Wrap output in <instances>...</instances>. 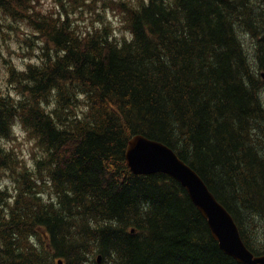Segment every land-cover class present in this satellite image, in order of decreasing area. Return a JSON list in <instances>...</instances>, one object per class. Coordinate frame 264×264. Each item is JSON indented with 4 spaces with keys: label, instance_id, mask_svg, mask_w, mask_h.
Returning <instances> with one entry per match:
<instances>
[{
    "label": "trees",
    "instance_id": "16d2710c",
    "mask_svg": "<svg viewBox=\"0 0 264 264\" xmlns=\"http://www.w3.org/2000/svg\"><path fill=\"white\" fill-rule=\"evenodd\" d=\"M70 1L69 14L63 3L40 14L33 0H0L45 38L43 70L12 74L35 86H21L18 110L0 101V133L19 114L46 153L34 172L0 157L16 186L0 191V264H238L179 183L130 173L135 135L195 170L264 253V0H140L139 12L122 1L135 39L120 48L108 27L78 23L98 0ZM41 100L56 106L45 114Z\"/></svg>",
    "mask_w": 264,
    "mask_h": 264
},
{
    "label": "clouds",
    "instance_id": "9594fccd",
    "mask_svg": "<svg viewBox=\"0 0 264 264\" xmlns=\"http://www.w3.org/2000/svg\"><path fill=\"white\" fill-rule=\"evenodd\" d=\"M147 5L148 0H143ZM128 6L136 11H141L138 0H126ZM98 14L103 16V21H96L93 25L95 30L102 31L105 27L110 29L107 39L115 42L116 47L120 48L124 43L131 44L135 39V34L126 27V21L122 18L124 13L111 9H98ZM31 41V46L27 43ZM45 38L40 31L35 28L27 19L14 17L3 9H0V101L11 102L14 110L19 109V105L25 100L26 94H21V86L28 88L35 86V81L22 79L17 83L12 78V74L27 76L30 68L43 70ZM63 57L65 51L58 53ZM51 95H55L56 89L49 90ZM77 98L83 100L84 96L78 94ZM55 103L49 102L47 105L41 100L39 108L49 113L55 108ZM87 108L78 107L77 118L80 112H86ZM11 154L20 164L18 172L27 170L34 172L37 162L46 157L40 145V136L34 134V129L24 122L19 115H13L10 122L6 125V134L0 133V157ZM15 183L10 178V173L5 168H0V191L5 189L14 197ZM11 202V201H9ZM113 255H115L113 253Z\"/></svg>",
    "mask_w": 264,
    "mask_h": 264
},
{
    "label": "water",
    "instance_id": "95a60500",
    "mask_svg": "<svg viewBox=\"0 0 264 264\" xmlns=\"http://www.w3.org/2000/svg\"><path fill=\"white\" fill-rule=\"evenodd\" d=\"M124 158L133 175L163 174L179 183L225 255L238 264H264V254L254 255L247 248L230 212L216 199L198 173L172 149L143 135H135L127 142ZM97 261H100V256ZM58 264H62L61 261Z\"/></svg>",
    "mask_w": 264,
    "mask_h": 264
},
{
    "label": "rangeland",
    "instance_id": "374dc122",
    "mask_svg": "<svg viewBox=\"0 0 264 264\" xmlns=\"http://www.w3.org/2000/svg\"><path fill=\"white\" fill-rule=\"evenodd\" d=\"M72 1H76V0H72ZM122 1L125 2L126 0H98L95 4L88 2L87 4H85L83 8H81L82 14L79 15L77 18L78 23L83 28V30H85V28H88L92 25L90 24L91 21L94 23L96 21H103V16L98 14V9L100 12H102L104 9H111L120 12L118 7L120 6L119 3ZM61 3L64 4V9L68 14L72 12L74 7H73V3L70 0H33L32 2V4H34L35 6L36 12L40 14L61 13L62 12ZM74 11H78V10H74ZM70 17L72 20L74 19V15H71ZM244 40L247 41L248 44L250 43L249 37H247ZM27 43L29 44V42ZM247 234L250 241H252V244L257 248H261L258 247V244H256L253 241L254 240L253 235L249 232H247Z\"/></svg>",
    "mask_w": 264,
    "mask_h": 264
}]
</instances>
